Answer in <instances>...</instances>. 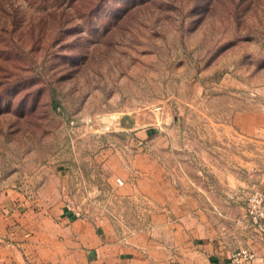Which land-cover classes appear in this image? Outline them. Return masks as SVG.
<instances>
[{
    "label": "rangeland",
    "instance_id": "374dc122",
    "mask_svg": "<svg viewBox=\"0 0 264 264\" xmlns=\"http://www.w3.org/2000/svg\"><path fill=\"white\" fill-rule=\"evenodd\" d=\"M122 116L187 148L246 135V188L264 185V0H0V188L139 217L104 166L133 146Z\"/></svg>",
    "mask_w": 264,
    "mask_h": 264
},
{
    "label": "crops",
    "instance_id": "0c3cea01",
    "mask_svg": "<svg viewBox=\"0 0 264 264\" xmlns=\"http://www.w3.org/2000/svg\"><path fill=\"white\" fill-rule=\"evenodd\" d=\"M142 124L122 116L133 146L104 158L115 196L142 203L139 217L56 212L49 198L0 188V264H264V232L246 214V135L217 151L200 141L187 148L171 121ZM243 248L254 256L237 262Z\"/></svg>",
    "mask_w": 264,
    "mask_h": 264
},
{
    "label": "built area",
    "instance_id": "2783aa9c",
    "mask_svg": "<svg viewBox=\"0 0 264 264\" xmlns=\"http://www.w3.org/2000/svg\"><path fill=\"white\" fill-rule=\"evenodd\" d=\"M119 183H123L118 178ZM246 214L251 224L260 231L264 232V185H255L246 193ZM254 254L250 250L243 248L236 252L234 259L240 262L242 259H251Z\"/></svg>",
    "mask_w": 264,
    "mask_h": 264
}]
</instances>
